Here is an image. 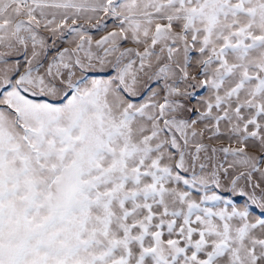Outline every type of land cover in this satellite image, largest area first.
<instances>
[{
	"label": "snow or ice",
	"instance_id": "1",
	"mask_svg": "<svg viewBox=\"0 0 264 264\" xmlns=\"http://www.w3.org/2000/svg\"><path fill=\"white\" fill-rule=\"evenodd\" d=\"M0 264H264V0H0Z\"/></svg>",
	"mask_w": 264,
	"mask_h": 264
}]
</instances>
